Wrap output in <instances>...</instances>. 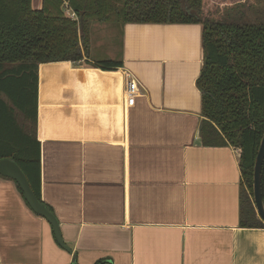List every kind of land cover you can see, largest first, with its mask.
<instances>
[{"label":"crops","instance_id":"crops-1","mask_svg":"<svg viewBox=\"0 0 264 264\" xmlns=\"http://www.w3.org/2000/svg\"><path fill=\"white\" fill-rule=\"evenodd\" d=\"M202 36L199 24L127 23L102 58L122 62L115 71L91 55L41 66L42 199L71 252L0 177V264H264V227L242 225L240 150L200 137Z\"/></svg>","mask_w":264,"mask_h":264},{"label":"trees","instance_id":"trees-1","mask_svg":"<svg viewBox=\"0 0 264 264\" xmlns=\"http://www.w3.org/2000/svg\"><path fill=\"white\" fill-rule=\"evenodd\" d=\"M244 1L42 0L37 9L33 0H0V160L15 161L36 196L53 212L42 199L41 66L91 59L88 22L92 19L121 26L199 24L204 50L197 81L204 116L202 144L240 150V167L250 192L243 200L242 225L264 227L252 200L255 164L264 137V21L229 20L234 6ZM66 7L76 19L67 15ZM87 63L103 71H115L123 64ZM262 185L264 194V166Z\"/></svg>","mask_w":264,"mask_h":264},{"label":"water","instance_id":"water-1","mask_svg":"<svg viewBox=\"0 0 264 264\" xmlns=\"http://www.w3.org/2000/svg\"><path fill=\"white\" fill-rule=\"evenodd\" d=\"M263 166H264V137L257 155L254 170V205L257 214L264 222V194H263ZM0 176L6 177L17 183L21 188L25 201L31 210L44 218L53 228L57 243L68 252L70 247L66 245L60 228V223L56 215L36 196L31 184L21 169V167L12 159L5 158L0 160Z\"/></svg>","mask_w":264,"mask_h":264},{"label":"rangeland","instance_id":"rangeland-1","mask_svg":"<svg viewBox=\"0 0 264 264\" xmlns=\"http://www.w3.org/2000/svg\"><path fill=\"white\" fill-rule=\"evenodd\" d=\"M33 5L35 8H40L42 0H34ZM235 14L229 20L231 21H264V0H245L234 6ZM244 14V16H242ZM238 16V17H236ZM243 17V18H242ZM88 30L92 38V51L91 56L98 60L102 58H114L110 54L114 49L121 44V23L115 22H99L96 19L89 20ZM94 41H99L101 44L95 47Z\"/></svg>","mask_w":264,"mask_h":264},{"label":"built area","instance_id":"built-area-1","mask_svg":"<svg viewBox=\"0 0 264 264\" xmlns=\"http://www.w3.org/2000/svg\"><path fill=\"white\" fill-rule=\"evenodd\" d=\"M66 13L70 17L76 19L75 13L70 10L68 7H66ZM139 94V89L137 82L134 78L129 77L127 82H126V95H127V105L128 106H133L135 104L136 98Z\"/></svg>","mask_w":264,"mask_h":264}]
</instances>
